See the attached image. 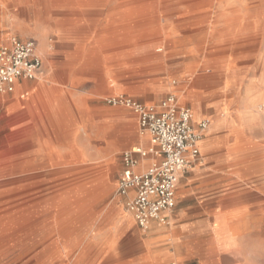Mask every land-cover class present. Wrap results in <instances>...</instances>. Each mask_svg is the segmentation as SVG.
<instances>
[{
	"label": "rangeland",
	"instance_id": "obj_1",
	"mask_svg": "<svg viewBox=\"0 0 264 264\" xmlns=\"http://www.w3.org/2000/svg\"><path fill=\"white\" fill-rule=\"evenodd\" d=\"M114 5L109 2L92 9L50 3L43 9L23 0H0V46L11 39L37 42L43 60L42 75L38 79H42L45 67L53 70L50 75L53 85L44 82L41 85L45 94L53 87L77 95L91 89L96 95L93 102L72 106L68 117L69 140L81 151L71 153V162L61 163L66 164L64 167L44 168L35 162L39 155L36 150L42 147L36 144L42 136L37 129L38 111L34 109L39 105L33 103V95L25 96L28 84L34 81L26 82L16 95L0 94V264H100L106 251L98 248L101 241L122 239L117 233L114 237L108 236L107 230L117 229L113 207L120 198L117 187L122 155L132 149L125 147L118 154L110 152V147L103 150L99 123L104 118L110 128L115 125L111 123L114 116L103 117L102 106L120 112L125 144L134 135H142L132 111L107 104V99L112 97L158 106L168 96H174L179 106L191 109L194 123L207 118L210 129L215 124L213 116L222 112L220 116L226 124L217 133L228 136L232 144L228 145L227 140L218 159L232 166L229 175L243 178L235 189L239 192L240 188H258L255 177L264 179V63L261 62L264 0H261L262 23L255 46L250 42L256 32L244 30L231 36L221 35L233 19L220 14L230 7L238 6L242 23L249 21L247 0L171 4L143 20L139 31L125 33L120 26L123 47L117 51L118 56L111 55L116 52L113 50L102 52L101 60L106 63L102 72L64 71L69 65L78 66L83 62L86 52L89 57V50L79 51L80 48L98 46L99 51L107 46L99 33L103 28L107 35L116 33V23L109 24L107 20ZM66 10L75 15L70 21L54 15ZM138 48H149L150 52L138 55L135 52ZM201 74L210 78V86L190 97L192 80ZM156 97L159 101L151 103ZM201 106L203 113L198 118L194 109L197 107L198 112ZM84 111L88 114H82ZM133 121L135 131L131 126ZM110 135L108 142L112 140ZM52 140L59 143L58 138ZM149 147L142 150L147 151ZM58 148L65 147L58 145ZM179 186L173 212L178 208ZM84 194L92 196L86 207L85 227L79 226L82 218L78 213L58 216L59 220L52 226L53 216L64 208L62 198L70 195L76 199L75 210L81 212L82 201L77 199ZM56 197H60L58 206L52 200ZM69 227L77 230L73 239L71 233L63 234ZM134 228L139 240L148 239L150 227ZM53 242L57 248L48 249ZM260 264H264V255Z\"/></svg>",
	"mask_w": 264,
	"mask_h": 264
},
{
	"label": "crops",
	"instance_id": "obj_2",
	"mask_svg": "<svg viewBox=\"0 0 264 264\" xmlns=\"http://www.w3.org/2000/svg\"><path fill=\"white\" fill-rule=\"evenodd\" d=\"M115 26H117L115 34L107 35L104 28L100 31V39H103L107 46L93 55L94 59L97 58V60L95 59L93 63L87 65L86 52L82 57L83 62L78 66L69 65L67 70L64 71L68 73L102 72L106 64L101 60L102 52L113 50L116 52L114 54L111 52V55L118 56L119 52L117 51L123 47L122 36L124 34L119 29V23H116ZM133 31L139 30L134 29ZM96 41H94V45ZM136 51L138 55H146L149 54L150 49L138 48L135 49ZM41 52L38 48L39 55H41ZM42 69L43 60L39 76L42 75ZM52 71L45 67L42 79L31 80L34 82H18L12 93L5 94L16 95L25 87L26 82H30L28 84L29 90L25 93V96L33 95V103L35 106L39 105L38 108L35 107L34 109L38 111L36 113L38 119L37 129L42 134L36 142L37 145L42 147L36 150L39 155L35 162L38 166L42 165L44 168L64 167L66 164L61 165V163L71 162L69 157L71 153L81 151L76 147L74 141L69 140L68 130L71 126L68 117L70 112L73 111L72 106L88 104L91 101L93 102L96 97L90 92L91 89L77 95L70 90L52 87L51 92L45 94L41 89V85L43 82L49 86L53 85L50 81L52 80L50 77ZM168 89L170 88L167 87ZM158 101L159 97H156L151 103H157ZM84 108L87 109V112H90L89 108ZM102 109L101 114L103 117L106 118L108 114L112 115L111 117L114 116V121L111 123L115 125L110 128L109 122L106 119L104 120L103 117V120L99 123V141L102 143L104 151H107L110 147V152L118 154L125 147L142 149L150 146L147 135L141 137L134 135L135 137L133 136L125 144L124 120L120 116V112L108 110L104 105ZM87 112L84 111L82 114L87 115ZM134 115L138 126L137 116ZM192 123L195 125L193 120ZM131 126L135 131L134 121L131 122ZM217 131H219V128L204 135L199 143V161L189 169L187 174L179 178L178 208L174 212L173 209L165 214L167 226L160 224L158 221H151L148 226V228L150 227L148 239H138L134 228L137 225L132 213L126 207L127 202L133 197L134 191L131 190L127 195L116 200L113 208L115 211L114 223L117 229L115 231L111 227L107 230V234L114 237V233H117V237L120 236L122 239L114 240L112 238L110 241H101L98 248H103L106 251L100 264H260V260L264 255V249H262L264 248V237L262 238L264 233V179L261 176L255 177V181L259 182L258 188H240L239 192L235 189L236 185L242 183L243 178L229 175V169L232 166L229 165V162L218 159L221 147L227 140H229L228 145H231L232 141L230 142L228 136L218 135ZM109 133H111L112 139L110 142H108ZM51 137L56 138V140L58 138L59 143H55ZM58 145L65 148L60 149ZM58 153H62V155H58ZM159 161L160 156L154 155L139 158L134 172L141 173L151 164ZM244 180H247V178ZM91 199L90 194H84L78 198V201H82V208H80L81 212H77L75 210L76 199L70 197V195L62 198L64 208L62 207L63 209L53 216L52 226L54 221L59 220L60 216L70 217L76 215L74 213H78L82 218L80 219V227L84 223L86 224L88 216L86 207ZM52 200L56 201V204L60 197ZM171 224L175 226L173 229L170 226ZM83 226L85 227V225ZM64 231L71 233L73 239L77 230L69 227ZM127 235L130 237L127 238ZM259 243L261 247H259ZM56 248L54 242L48 246V249Z\"/></svg>",
	"mask_w": 264,
	"mask_h": 264
},
{
	"label": "built area",
	"instance_id": "obj_3",
	"mask_svg": "<svg viewBox=\"0 0 264 264\" xmlns=\"http://www.w3.org/2000/svg\"><path fill=\"white\" fill-rule=\"evenodd\" d=\"M42 58L33 39H11L0 46V94H10L21 81H31L41 74ZM107 104L132 111L137 116L141 135H147V151H129L122 155V170L117 193L120 197L134 191L126 207L142 230L151 221L167 224L165 214L174 208L179 178L199 161V143L210 122L202 119L193 125L192 112L168 96L158 106H148L129 98L112 97ZM160 156L141 173L134 172L139 158Z\"/></svg>",
	"mask_w": 264,
	"mask_h": 264
},
{
	"label": "bare ground",
	"instance_id": "obj_4",
	"mask_svg": "<svg viewBox=\"0 0 264 264\" xmlns=\"http://www.w3.org/2000/svg\"><path fill=\"white\" fill-rule=\"evenodd\" d=\"M26 3H33L35 5L41 6L43 9L47 7L50 3H59L63 6L71 7V6H79V7H88L95 9L99 6H103L109 2L114 3V7L112 11L107 14V20L109 24L111 23H119L121 29L125 31V33H129L132 30H137L147 17L155 15L158 10L161 8L168 7V5H197V3L202 2L203 0H23ZM261 0H247V19L249 20L247 23H242L240 21V10L238 6L230 7L225 10V12L221 13L222 17H227L233 19L232 24L228 25L227 29L221 34L222 36H231L235 33L242 32L244 30H249L252 32H256L254 35H251V45L255 46L258 44V28L262 23L261 16ZM62 18L63 21H70L74 18L75 15L69 11L59 12L54 14ZM93 17V14L89 15ZM52 17V16H51ZM124 27V28H123ZM98 46L91 48H80L79 51L89 50V57L87 56L86 64H91L94 62V54L96 53V49ZM227 54V52H226ZM254 58V57H253ZM261 62L264 63V57ZM188 66V65H186ZM260 67V66H259ZM188 70V69H187ZM257 74V73H256ZM210 78L205 74H201L195 77L192 80L191 90L189 92L190 97L197 96L199 90L207 89L210 86ZM195 116L200 117L202 115V106L201 109L197 112V107L194 109ZM199 115L197 116V114ZM220 114L222 112H217L213 118L215 119V124L211 127H208V131H213L217 128L223 127L226 124L225 120L221 118ZM197 119V118H196ZM210 122V121H209ZM142 150L141 148L135 147L132 150L134 152L138 150ZM10 185V184H9ZM65 231L63 232V234ZM263 236V235H262ZM263 238V237H262ZM262 241V240H261ZM260 244V243H259ZM261 247V244L260 246ZM264 249V248H262Z\"/></svg>",
	"mask_w": 264,
	"mask_h": 264
}]
</instances>
